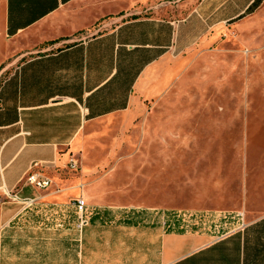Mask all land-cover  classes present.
Returning a JSON list of instances; mask_svg holds the SVG:
<instances>
[{
	"label": "rangeland",
	"instance_id": "1",
	"mask_svg": "<svg viewBox=\"0 0 264 264\" xmlns=\"http://www.w3.org/2000/svg\"><path fill=\"white\" fill-rule=\"evenodd\" d=\"M161 2L179 0H107V8ZM1 32L0 24L2 50ZM170 62V88L146 100L143 112L88 124L71 152L76 166L69 158L57 174L55 188L74 192L52 216L27 207L13 252L157 264L168 229L221 236L264 211V24H226ZM78 198L84 214L71 206ZM35 231L36 245L18 240ZM184 264H211L210 256Z\"/></svg>",
	"mask_w": 264,
	"mask_h": 264
},
{
	"label": "crops",
	"instance_id": "2",
	"mask_svg": "<svg viewBox=\"0 0 264 264\" xmlns=\"http://www.w3.org/2000/svg\"><path fill=\"white\" fill-rule=\"evenodd\" d=\"M107 7V0L1 1L0 264H99L86 252H13L25 209L58 212L74 192L55 188L59 166L74 159L88 124L143 112L146 100L170 88L173 53L209 41L226 24H264V0ZM31 175L51 182L37 187ZM33 233L18 240L36 245ZM207 256L211 264H264V211L221 236L168 229L157 264Z\"/></svg>",
	"mask_w": 264,
	"mask_h": 264
},
{
	"label": "built area",
	"instance_id": "3",
	"mask_svg": "<svg viewBox=\"0 0 264 264\" xmlns=\"http://www.w3.org/2000/svg\"><path fill=\"white\" fill-rule=\"evenodd\" d=\"M70 163L73 167H75L77 164V161L75 159H72ZM28 180L30 183H32L35 186L40 187V188L47 187L51 182L50 178H48V177H37L34 175L29 176ZM74 204L76 207V211L78 213L84 214L87 211V206H86V203L83 200V198L76 199L74 201Z\"/></svg>",
	"mask_w": 264,
	"mask_h": 264
}]
</instances>
